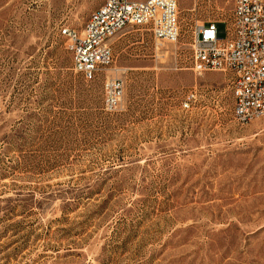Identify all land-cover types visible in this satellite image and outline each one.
<instances>
[{
  "label": "rangeland",
  "instance_id": "obj_1",
  "mask_svg": "<svg viewBox=\"0 0 264 264\" xmlns=\"http://www.w3.org/2000/svg\"><path fill=\"white\" fill-rule=\"evenodd\" d=\"M101 2L0 0V264H264V116L237 121L227 73L190 69L194 24L232 1L179 0L174 43L125 27L85 81L59 29Z\"/></svg>",
  "mask_w": 264,
  "mask_h": 264
},
{
  "label": "built area",
  "instance_id": "obj_2",
  "mask_svg": "<svg viewBox=\"0 0 264 264\" xmlns=\"http://www.w3.org/2000/svg\"><path fill=\"white\" fill-rule=\"evenodd\" d=\"M179 0H102L81 30L62 26L72 68L91 81L112 61L109 39L127 26H145L158 43H174L179 37ZM228 19L195 23L190 45V69L195 75L208 71L227 73L231 85L234 118L248 122L264 116V0H231ZM225 24L218 35L217 25ZM123 93L120 78L104 84V108L117 109ZM194 88L181 100L188 108L195 99ZM0 99V109H1Z\"/></svg>",
  "mask_w": 264,
  "mask_h": 264
}]
</instances>
